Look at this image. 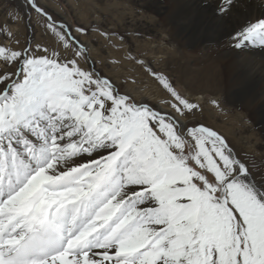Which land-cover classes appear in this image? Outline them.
Returning <instances> with one entry per match:
<instances>
[{
    "label": "snow or ice",
    "instance_id": "1",
    "mask_svg": "<svg viewBox=\"0 0 264 264\" xmlns=\"http://www.w3.org/2000/svg\"><path fill=\"white\" fill-rule=\"evenodd\" d=\"M25 3L76 58L0 43L14 67L0 72V264H264V183L215 130L181 123L199 104L151 69L170 112L121 94ZM231 41L264 49V16Z\"/></svg>",
    "mask_w": 264,
    "mask_h": 264
},
{
    "label": "rangeland",
    "instance_id": "2",
    "mask_svg": "<svg viewBox=\"0 0 264 264\" xmlns=\"http://www.w3.org/2000/svg\"><path fill=\"white\" fill-rule=\"evenodd\" d=\"M37 2L57 25H64L73 38L89 44L90 48L85 47V53L77 58L80 66L109 79L121 94L130 93L135 101L148 104L153 109L155 104L168 108L166 101L169 95L150 74V67L166 76L185 97L202 96L208 102H212L213 96L220 97L219 104L212 107L206 102L207 105H202L205 110L199 108L187 115L184 119L188 127L202 124L215 130L230 144L235 155L251 166L254 179H264V127L243 125L235 120V113L224 106L225 90L219 84L223 77L217 67H200L197 56L186 57L182 49L170 42L169 26L162 27L155 12L156 0ZM0 28L3 29L0 43L10 49L30 46L36 51L39 45L49 52L57 51L63 57L76 58L75 49L71 46L65 49L46 27L45 18L26 6L25 0H0ZM142 58L149 60L148 68L143 66ZM12 71L14 67L0 62V72ZM255 88V85H246L242 93L244 96L255 95ZM224 124L230 126L229 129Z\"/></svg>",
    "mask_w": 264,
    "mask_h": 264
},
{
    "label": "bare ground",
    "instance_id": "3",
    "mask_svg": "<svg viewBox=\"0 0 264 264\" xmlns=\"http://www.w3.org/2000/svg\"><path fill=\"white\" fill-rule=\"evenodd\" d=\"M154 4L161 26H169L170 42L182 49L186 57L197 56L196 61L200 67H217L223 77L219 79V84L225 90L224 106L235 113V120L241 121L243 125L248 123L264 127V49L244 47L236 50L231 47V36L241 26L264 16V0H156ZM22 8L25 10V6ZM221 9L226 11L222 12ZM76 42L83 48H90L88 43ZM140 60L143 66L149 67V60ZM90 64L93 65L92 62ZM246 85H255V95L251 93L252 96H244L242 91ZM186 97L199 104L202 111L203 104L207 105V102L213 107L219 104L220 98L213 96L212 101L216 102L213 104L202 96ZM154 110L164 113L171 111L159 104H155ZM181 123L188 127L184 118ZM231 126L234 127V124ZM225 127L229 129L230 126ZM256 182L264 183V179Z\"/></svg>",
    "mask_w": 264,
    "mask_h": 264
},
{
    "label": "water",
    "instance_id": "4",
    "mask_svg": "<svg viewBox=\"0 0 264 264\" xmlns=\"http://www.w3.org/2000/svg\"><path fill=\"white\" fill-rule=\"evenodd\" d=\"M58 25H59V24H58ZM67 35L70 36V37H72V35H70L69 32H67ZM75 41H76V40H75ZM78 46H80V45H78Z\"/></svg>",
    "mask_w": 264,
    "mask_h": 264
}]
</instances>
